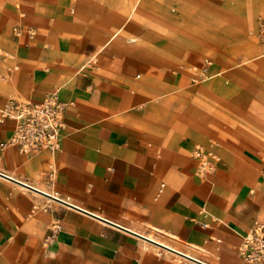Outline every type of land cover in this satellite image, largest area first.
Here are the masks:
<instances>
[{"label":"crops","instance_id":"1","mask_svg":"<svg viewBox=\"0 0 264 264\" xmlns=\"http://www.w3.org/2000/svg\"><path fill=\"white\" fill-rule=\"evenodd\" d=\"M194 1L5 5L0 110L53 91L70 104L59 150L0 153V264H251L238 248L264 221V51L254 16ZM14 127L0 113V143ZM197 145L219 157L206 177Z\"/></svg>","mask_w":264,"mask_h":264},{"label":"built area","instance_id":"2","mask_svg":"<svg viewBox=\"0 0 264 264\" xmlns=\"http://www.w3.org/2000/svg\"><path fill=\"white\" fill-rule=\"evenodd\" d=\"M14 31L19 32L20 29L14 28ZM29 33L33 34L31 29ZM261 35L264 42V20ZM205 62L211 63L209 59ZM68 104L70 102L63 100L57 91L48 94L40 102L8 98L0 113L2 118L13 119L15 127L10 137L0 143V153L8 146H16L20 153L26 155L42 150H59L65 126L64 110ZM193 155L199 176L206 177L215 171L219 157L213 150L197 145ZM262 176L264 178V167ZM60 230V223H53L45 236V242L52 243ZM238 253L248 263L264 264V221L253 223L244 235Z\"/></svg>","mask_w":264,"mask_h":264},{"label":"rangeland","instance_id":"3","mask_svg":"<svg viewBox=\"0 0 264 264\" xmlns=\"http://www.w3.org/2000/svg\"><path fill=\"white\" fill-rule=\"evenodd\" d=\"M9 1L10 0H0V16L5 15L6 13L5 5H7ZM194 4L197 6V10L200 14H205V15L209 14L215 19L218 18L221 21L224 20L227 22L235 21L238 25L240 24L241 26L244 25V23L251 15L254 16L256 27L253 35L255 36V41L259 44V51L261 52L264 51V42L261 35V25L264 20V0H195ZM32 33L34 32L32 31ZM246 34L251 35V32L246 31ZM199 50L200 49H198L197 45L195 44L194 51L197 52ZM216 52L217 51L214 47H209L204 57L210 55L211 58H209V60L215 62L216 64L217 63ZM11 98H15V97L12 96ZM261 141H262V137H261ZM208 147L209 149L214 151L212 147L210 146ZM27 187L31 188L29 186ZM33 190L45 194L44 192H41L37 189H33Z\"/></svg>","mask_w":264,"mask_h":264},{"label":"bare ground","instance_id":"4","mask_svg":"<svg viewBox=\"0 0 264 264\" xmlns=\"http://www.w3.org/2000/svg\"><path fill=\"white\" fill-rule=\"evenodd\" d=\"M181 7H183V9H186V10H189V11H192V10H196V8H194L193 6H191L190 4H182ZM261 53H254V54H248L246 56V58H251V57H254V56H260ZM247 69V68H246ZM254 118V117H253ZM262 122V121H261ZM263 123V122H262Z\"/></svg>","mask_w":264,"mask_h":264},{"label":"water","instance_id":"5","mask_svg":"<svg viewBox=\"0 0 264 264\" xmlns=\"http://www.w3.org/2000/svg\"><path fill=\"white\" fill-rule=\"evenodd\" d=\"M1 174V173H0ZM1 175H3V176H6V175H4V174H1ZM7 177V176H6ZM10 178V177H9ZM12 179V178H11ZM12 180H14V179H12ZM28 186V185H27ZM46 195H48V196H50L49 194H47V193H45ZM53 198H55V199H57V200H59V201H61V202H63V203H65V204H68V205H70L68 202H66V201H63V200H61V199H59V198H57V197H53ZM191 258V257H190ZM194 260H196V259H194ZM197 261V260H196ZM199 262V261H198Z\"/></svg>","mask_w":264,"mask_h":264}]
</instances>
